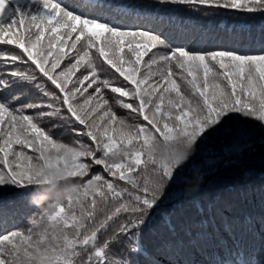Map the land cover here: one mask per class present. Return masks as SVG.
I'll use <instances>...</instances> for the list:
<instances>
[{
  "label": "snow or ice",
  "instance_id": "snow-or-ice-1",
  "mask_svg": "<svg viewBox=\"0 0 264 264\" xmlns=\"http://www.w3.org/2000/svg\"><path fill=\"white\" fill-rule=\"evenodd\" d=\"M257 15L264 0H0V189L38 209L8 230L0 199V264H264V172L187 206L177 187L257 142L264 159V24L240 19ZM178 139L195 150L175 165L158 152ZM51 184L71 191L38 206Z\"/></svg>",
  "mask_w": 264,
  "mask_h": 264
},
{
  "label": "trees",
  "instance_id": "trees-1",
  "mask_svg": "<svg viewBox=\"0 0 264 264\" xmlns=\"http://www.w3.org/2000/svg\"><path fill=\"white\" fill-rule=\"evenodd\" d=\"M235 19L237 18L220 17L215 21V23L218 27L221 25H230ZM240 19L246 20L251 25L253 29V37H257L259 35V32L257 30L261 24H264V18H261L257 15L250 17H241ZM145 59H147V57ZM118 75L119 74H117V76ZM103 78L111 79V74L108 73L106 75H101V79ZM120 79L122 80L123 78L121 77ZM117 86L119 85L117 84ZM105 94L109 97L110 104L112 105L113 110L117 113L118 116L128 119L129 122H134L129 116V110L122 109L111 98L113 96H118V94L111 93L110 89L105 90ZM125 99L127 100V98ZM59 135L60 134L58 132L57 137ZM71 139L72 133L70 131L65 132L62 137V142L67 143L70 142ZM208 147L212 148V150L215 152H219L222 148V144L219 141H216ZM197 159H199V156L197 157ZM262 172H264V159H262L261 148L259 143L257 142L252 151L242 156H226L223 159H220L211 169L207 170L206 174L203 176L202 182H200L199 184L195 182L192 174L186 170L185 175L192 182L183 183L177 186L180 200L185 206H187L197 198H201L204 196L212 197L219 191L225 190L227 187L233 185L236 182L249 183L256 187H259L261 184L260 176ZM197 187L199 188L198 191H194L191 193L189 192V189ZM0 199H2L3 205L10 213H15L13 220L10 221L8 230H12V227L30 226L27 224V217L38 211L35 206L27 207L23 203H21L18 191L13 189H0ZM174 202L175 201H173V203ZM244 208L253 209L258 214L260 212L258 195H254L252 197L251 204L241 205L239 208H237L235 210L236 214H239V212ZM2 230L3 228L2 226H0V231Z\"/></svg>",
  "mask_w": 264,
  "mask_h": 264
},
{
  "label": "clouds",
  "instance_id": "clouds-1",
  "mask_svg": "<svg viewBox=\"0 0 264 264\" xmlns=\"http://www.w3.org/2000/svg\"><path fill=\"white\" fill-rule=\"evenodd\" d=\"M195 145L189 143L186 139H178L172 145L165 146L162 142L159 145L158 155L160 156H171V153L174 151L176 153L175 159L170 162L178 165L179 163L185 162L194 152ZM71 191V186H66L64 188L57 187L56 184L44 185L40 191V195L34 196L31 199L38 206L43 207L48 201L49 198L63 199Z\"/></svg>",
  "mask_w": 264,
  "mask_h": 264
}]
</instances>
